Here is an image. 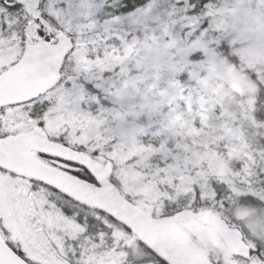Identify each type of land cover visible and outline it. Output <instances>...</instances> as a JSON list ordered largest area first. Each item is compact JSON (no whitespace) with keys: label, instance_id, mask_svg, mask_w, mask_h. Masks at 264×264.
Here are the masks:
<instances>
[{"label":"rangeland","instance_id":"374dc122","mask_svg":"<svg viewBox=\"0 0 264 264\" xmlns=\"http://www.w3.org/2000/svg\"><path fill=\"white\" fill-rule=\"evenodd\" d=\"M138 1H49L48 7L57 9L73 6L70 9L75 16L73 23L83 27V38L89 46L75 66L69 65L80 76L79 83L85 80L95 83L101 103H97L94 95H84L83 113L69 112L66 117L55 115L51 119L46 114L45 127L48 130L64 127L73 141L86 143L93 139V147L103 148L115 141L103 155L116 164L113 171L125 192L133 195L145 188L158 189L160 185L167 191L158 214L188 203L186 195L191 194L188 185L193 180H201L202 187L204 179L213 178L212 168L196 165L202 163L201 156L205 154L201 147L205 149L216 142L219 146L211 149L208 158L221 163L217 176L240 181L256 173L264 182V147H258L260 140L251 116L246 113L252 109L259 81L264 82V0H216L215 15L219 19L215 17L212 21L214 32L209 34L208 42L201 33L191 43L188 37L192 32L185 29L195 31V18L178 17L184 10L172 8V0H143V5L137 8ZM128 5L134 12L117 14L118 9L121 11ZM92 20L96 24L88 28ZM112 33L134 47L133 55L124 63L120 61L122 54ZM210 43L215 47H209ZM221 44L229 55L221 54L224 51L219 48ZM192 45L213 51L209 61L217 73L199 74V66L184 69L172 48L186 49ZM165 46L170 50L165 51ZM13 59L15 54L11 50L0 52V65ZM236 60L240 61L238 65L233 63ZM179 74L189 81L186 84L173 81ZM215 77L217 80L211 81ZM182 89L186 95L180 100ZM62 100L63 96L57 98L56 107L49 109V113L59 112ZM22 125L35 127L32 121L22 118L15 128ZM98 130L108 134V138L102 139ZM111 130H118V136L110 135ZM76 131L81 133L80 137H74ZM90 132L94 136H89ZM255 194L260 196L261 192ZM145 197L147 194L143 193V199L135 205L144 208L149 203ZM247 208L249 213H241L245 214L246 229L251 235L264 238V209ZM179 224L201 242L209 240L221 247L222 254L216 260L237 264L231 260L234 247L212 228L187 219ZM114 234L123 236L122 232ZM99 264L116 262L102 259Z\"/></svg>","mask_w":264,"mask_h":264},{"label":"snow or ice","instance_id":"6c2138e0","mask_svg":"<svg viewBox=\"0 0 264 264\" xmlns=\"http://www.w3.org/2000/svg\"><path fill=\"white\" fill-rule=\"evenodd\" d=\"M47 3L48 0H31V3L29 0H0V52L9 49L15 54L10 63L0 65V73L16 69L24 60L25 66L34 68L37 73L52 69L58 75L55 83L43 92L25 100L0 103V264H99L102 259H113L116 264H172L161 254L159 246L137 236L133 228L108 207L88 203L70 188L24 169L21 154L27 153L37 168L54 169L87 189L101 190L103 182L93 165H102L106 160L103 153L110 151L115 143L113 141L103 148L93 147V139L75 143L69 130L45 136L49 145H58L80 157L71 158L15 139L20 132L15 125L22 118L44 131L46 114L51 119L55 115L66 117L69 112L73 115L83 113L84 95L94 94L97 103H101V93L95 83L90 80L79 83V75L74 73L69 77L63 74L65 66H75L89 46L83 38V27L73 23L75 16L70 10L73 6L69 4L67 9H57L46 7ZM171 7L184 10L178 15L195 18V31L185 29V32H192L189 43L201 33L208 42L209 34L214 32V16L208 15L209 11L216 14L214 0H172ZM112 19L118 20L119 17ZM95 24L96 21L92 20L87 27L93 28ZM212 39H215L214 35ZM209 47L215 45L210 43ZM219 48L227 52L223 44ZM57 55L58 68L55 66ZM88 58L92 59L91 56ZM201 58L199 52L190 56L192 61ZM61 96L60 111L49 113ZM259 116L264 119V112ZM100 134L102 139L108 138L103 131ZM109 134L118 136V130H111ZM80 135L79 131L74 133V137ZM89 136L94 133L90 132ZM108 183L116 186L111 176ZM242 188L237 181L230 186L213 179L203 189L193 185L191 194L186 195V199L191 200L188 209L203 205L205 209L219 211L230 207L233 199L243 207L264 209V199L261 198L264 189L257 196L253 194L254 189L245 192ZM179 214L180 210L172 214L162 213L161 218L171 219ZM121 232L123 236L114 234ZM240 243L245 245V250L233 253L231 260L237 264H264V238L253 236L245 229L241 231Z\"/></svg>","mask_w":264,"mask_h":264},{"label":"water","instance_id":"95a60500","mask_svg":"<svg viewBox=\"0 0 264 264\" xmlns=\"http://www.w3.org/2000/svg\"><path fill=\"white\" fill-rule=\"evenodd\" d=\"M31 3V0H29ZM120 40L122 51V62L126 61L133 53L130 44L116 36ZM186 50H178L184 60V66L189 63L185 61ZM59 55H62L60 53ZM59 55L56 57L55 66L59 67ZM58 75L55 70L45 69L42 73H37L34 68L26 67L24 60L17 65L16 69L0 74V103L13 102L15 100H25L29 96H34L45 91L55 83ZM15 139L31 147H43L57 155H64L71 158H80L78 154L70 152L68 149L60 148L58 145H49L46 139L38 138L32 133L20 134ZM24 169L31 174L39 175L40 178L59 186L70 188L79 198L88 203L108 207L118 218L129 224L137 236L148 243L159 246L161 254L165 255L172 264H209L204 255L191 242V240L175 225V221L182 217L200 216L208 223L216 226L234 245L236 252L245 250L244 244L240 243V235L234 230L228 229L218 217L210 213L192 214L190 211H182L171 219H152V207L146 212L134 207L125 201L120 193L108 183L110 166L103 171L96 164L93 166L98 172V178L103 182L101 190H90L76 182L66 178L62 173H57L54 169H39L35 166L27 153H22ZM87 161L86 157H83Z\"/></svg>","mask_w":264,"mask_h":264},{"label":"trees","instance_id":"16d2710c","mask_svg":"<svg viewBox=\"0 0 264 264\" xmlns=\"http://www.w3.org/2000/svg\"><path fill=\"white\" fill-rule=\"evenodd\" d=\"M49 1L48 0V3L46 5V7H48V4H49ZM144 3L143 0H139L137 2V8L142 6ZM125 10V7H122V10L120 11V9H118V13H122L123 11ZM117 13V14H118ZM124 13V12H123ZM221 54L227 56L229 55L228 52H225L223 51V53L221 52ZM233 63L235 65H238L240 63V61L236 60L235 62L233 61ZM71 66L68 64L65 66V68L63 69V74L67 75V76H72L74 73L72 72L71 70ZM107 74V73H105ZM173 81H179L180 83H183V84H186L187 83V78L184 77V75H176L174 78H173ZM93 91H95V88H93ZM182 98H184V96L186 95V92L184 89H182V91H180L179 93V96H181ZM261 112H264V82H260L258 83V89H257V93H256V96L254 98V101H253V106H252V109L251 110H246V113L251 116L252 118V122H253V125H254V128L256 129V132H257V136L259 138V145L258 147L260 149H262L261 147H264V119H261L260 116H259V113ZM181 118H185V116H182ZM186 119V118H185ZM20 132H25V131H29L32 129V125H22L20 128ZM157 138H160V135L156 137ZM72 142H75V143H81V142H77V141H73ZM218 143L216 142L215 145L209 147L207 146L208 148H203L201 147L204 151H205V154L203 156H201V158H203V161L201 164H197V168L198 166H207V167H210L213 169V178H210V179H213V180H217V181H224L230 185H232V182L233 181H230L228 180L225 176H217V171L220 170V167H221V163L216 160H211L208 158V154L210 153L211 149H217L218 148ZM111 161V160H110ZM109 161H107V158L105 160V162H103V164H98L99 166L101 167H105L107 165ZM114 163V161H112ZM112 164V163H111ZM113 166L116 167L115 163L112 164ZM114 168V167H113ZM196 168V167H195ZM111 178L113 180L116 181V187L121 190V194L122 196L126 199L127 197V201H129L130 203H137L139 202V200L142 198V194L145 193L147 194V197H145V200L146 201H149V203L147 204V206H152L153 207V212H152V217H161L162 213L161 214H158L157 213V209H158V206L161 204V202L164 200V195L166 194L167 191L164 190V187H162V185L159 186L158 189H155V188H145V190L143 192H139L138 194H133L131 195L130 193L128 192H125V193H122V184L119 180V177L116 176L114 174V171H112L111 173ZM210 179H204L203 183H202V187H200V182L201 180H193L189 185H188V188L191 187L190 189V192H192V186L193 185H198L201 189L205 188L207 186V183ZM174 181H177V180H174ZM250 181V182H249ZM238 183L242 184L243 185V188L241 189L242 191H245V192H253V189L255 192H261L262 189H264V182H262L261 180L258 179V176L256 175V173H254L253 175H251L249 178H243L241 179L240 181H237ZM181 185V183H178ZM234 191H237L235 188H234ZM124 192V191H123ZM255 192H253L254 195ZM171 194V192H169ZM156 195H158L156 197ZM143 199V198H142ZM152 199H154V201H152ZM191 204V200H189L188 203H184L183 206L181 207H178L176 209H167L165 210L163 213L165 214H172L174 212H176L177 210H180L183 211V210H188V211H191L192 213H198V212H205V211H210L211 213H214L215 215H217L222 221H224V223L229 227V228H233V229H236L239 231V233L241 234V231L242 230H245L246 228H248L246 225H245V214L241 215V213H245V211L247 212V207H243V206H240L238 205V203L236 202L235 199L231 200L230 201V207L228 208H224V209H221L219 211H215L214 209H205L203 207V205L198 208V209H194V210H189L188 209V205ZM158 214L157 216H155V214ZM249 213V211L247 212ZM183 219H187V220H194L190 217H187V218H182L178 221H176V224L186 233H187V230L183 227L180 226V222L183 220ZM199 220V219H198ZM198 220H195V221H198ZM201 221H198L200 222L201 224L207 226V227H211L210 225H208L207 223L203 222L202 219H200ZM215 232H216V235H219L218 231L214 228H212ZM247 230V229H246ZM188 236L190 237V239L192 240L193 243L196 244V246L202 251V253L205 255L206 259L208 260V262L210 264H220L221 259L219 260H216V258L220 255L221 256V247L217 246V245H214L212 244L211 241L209 240H205L204 243L200 241L199 238H197L195 235L191 234ZM221 238V237H220ZM232 255V254H231Z\"/></svg>","mask_w":264,"mask_h":264},{"label":"flooded vegetation","instance_id":"af4514ba","mask_svg":"<svg viewBox=\"0 0 264 264\" xmlns=\"http://www.w3.org/2000/svg\"><path fill=\"white\" fill-rule=\"evenodd\" d=\"M218 1V0H217ZM214 6H215V8H216V0H214ZM208 15H210V16H215L214 15V13L212 12V11H209V13H208ZM184 16V15H183ZM215 19V17L213 18V20ZM212 20V21H213ZM165 47H167V46H165ZM168 49V48H167ZM195 48H193V49H190V50H188V53H187V55H186V58L190 61V67H191V69L193 68V67H198L199 66V64H201V70H203V72H200V73H204V74H210V75H214V73H216L215 71H214V69L213 70H209L208 69V67H212L213 68V64H212V62H210L209 61V57H211V56H209L210 55V51L211 52H213L212 50H207L206 48H203L202 50H197V51H195L194 50ZM174 50L176 51V49L174 48ZM177 52V51H176ZM196 52H199V53H201V59L199 60V61H192L191 59H190V56H191V54H193V53H196ZM211 55H213V53L211 54ZM203 64V65H202ZM189 67V68H190ZM216 81L217 80V77L216 78H211V81Z\"/></svg>","mask_w":264,"mask_h":264}]
</instances>
